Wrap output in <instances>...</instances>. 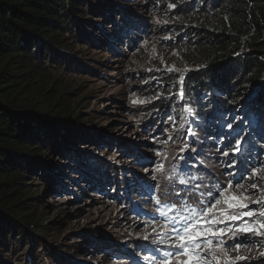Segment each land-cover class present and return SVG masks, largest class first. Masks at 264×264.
Returning a JSON list of instances; mask_svg holds the SVG:
<instances>
[{
    "label": "trees",
    "instance_id": "1",
    "mask_svg": "<svg viewBox=\"0 0 264 264\" xmlns=\"http://www.w3.org/2000/svg\"><path fill=\"white\" fill-rule=\"evenodd\" d=\"M162 1L176 5L179 18L195 25L203 59H208L201 75L187 84L189 103L215 126L217 117L224 120V113L239 112L241 127L249 121L248 131L264 140V0ZM148 25L137 24L115 0H0V264H75L62 249L103 246L96 242L103 232L85 228L74 234L79 241L69 245L47 240L59 235L61 222L49 220L40 188L45 183L56 194L71 192L61 182L64 178L80 186L65 169L78 172L94 190L91 176L102 178L103 188L112 184L109 166L74 149L83 142L97 146L112 139L82 126L80 111L90 107L79 108L84 97L71 99L80 87L71 77L98 78L96 69L109 62L97 57L111 52L122 56L117 46ZM84 52L87 57L82 58ZM167 106L162 101L156 108ZM122 180L124 189L135 188L128 177Z\"/></svg>",
    "mask_w": 264,
    "mask_h": 264
},
{
    "label": "rangeland",
    "instance_id": "2",
    "mask_svg": "<svg viewBox=\"0 0 264 264\" xmlns=\"http://www.w3.org/2000/svg\"><path fill=\"white\" fill-rule=\"evenodd\" d=\"M115 1L125 7L128 16L137 24L147 21L149 25L144 31L136 29V35L131 36L127 44L117 46L122 56L111 52L103 59L97 57V60L109 62L96 69L100 74L98 78L87 74H73L71 77L80 85L71 99L84 97L79 108L90 107L89 112L80 111L82 126L112 139L97 146L83 142L74 149L88 155L91 162L100 161L109 166L112 184L103 188L104 180L91 176V182L97 189L94 190L78 172L70 169H65L66 175L80 182V186L69 178L61 182L71 192L56 194L49 184L44 183L40 192H43V205L47 207L49 220L61 222L57 231L59 235L47 236V240L69 245L79 241L74 240L80 238L74 236L76 232H82L84 228L92 229L103 232V236L99 235L96 239L103 246L97 250L85 247L80 252H75L77 247L62 249L73 263L159 264L165 251L174 250L157 243L160 239L168 240L167 235L154 234L164 223L170 224L159 215L162 208L167 205L168 209H175L169 211V215H174L176 226L181 227L180 217L193 219L184 207L196 203L193 210L198 212L228 182H232L234 188L237 182L244 184L253 198H257L259 193L251 188V184L257 182L259 187L264 188V179L248 177L254 169L264 170V140H259L255 133L248 131L249 121L241 127L239 112L224 113V120L217 117L219 126H215L207 124L195 111V106L189 103L187 84L194 75H201L208 59H203L205 51L195 25L179 18L181 14L176 5L171 2L164 4L162 0ZM81 57H87V52ZM122 81L123 85L119 86L117 82ZM93 96H98L95 102ZM162 101L169 102V106L156 108ZM179 109L184 114L178 116L176 111ZM150 121L146 127L145 122ZM249 138L253 140L252 147ZM236 140L241 141L240 153L229 151V156H223L224 151L235 146ZM76 161L86 165L81 157H76ZM229 162L235 167H229ZM158 168L162 171L158 172ZM187 170L193 174L192 178L199 180L195 181L197 184H192L195 191L188 187V195H183L175 188V178ZM261 176H264V171ZM115 177L120 180V185L116 184ZM126 177L134 183V189H124L122 179ZM101 189L104 191L101 192ZM236 194L239 195V192ZM157 199L161 200L160 205ZM249 206L259 213L258 205L249 202ZM216 215L220 216V212L217 211ZM226 226L230 227L231 223L217 224L213 228ZM164 231L167 232V229ZM230 235L222 237L226 251L217 252L219 264H226V261L229 264H264V244L259 243L264 238H249V234L240 233L229 238ZM145 236L147 240L143 238ZM237 242L248 246L233 250L230 245ZM112 249L126 255L115 256L111 253ZM43 258V255L38 257L39 260ZM213 264L217 262L213 261Z\"/></svg>",
    "mask_w": 264,
    "mask_h": 264
},
{
    "label": "snow or ice",
    "instance_id": "3",
    "mask_svg": "<svg viewBox=\"0 0 264 264\" xmlns=\"http://www.w3.org/2000/svg\"><path fill=\"white\" fill-rule=\"evenodd\" d=\"M171 71V69H169ZM183 78H181V83ZM183 96V91L180 93ZM136 103V101H133ZM229 128L231 125L229 124ZM240 140H236L235 146L228 151L222 153L223 156H229V151L239 154ZM229 167H235V164L229 162ZM158 172L162 171L160 168ZM262 169H254L249 175V179L258 178L264 179L261 176ZM181 185H185L187 181L183 178L179 180ZM251 188L255 189L259 196L253 198L244 184L237 182L235 188L232 182H228L226 187L220 189L212 201L198 212H193V219L188 217H180L181 227L176 226V217H169V211L175 209L161 210L159 215L167 221L169 218L173 221L171 224L164 223L160 230L154 232L155 235L168 236V240L160 239L157 243L165 245L167 248L174 249L173 251H165L163 259L159 260V264H213V261L218 262L217 252H225V240L222 237L231 234L229 238L236 234H249L251 236L264 238V188L258 186L257 182L251 184ZM239 192V195L236 193ZM249 202L258 205L259 213L250 208ZM157 204H161V200L157 199ZM224 205V208L218 209L217 206ZM217 211L220 216H217ZM247 218V219H246ZM231 226L213 228L214 225ZM155 229V225H152ZM167 229V232L164 231ZM145 240L147 236L143 237ZM264 244V239L259 241ZM248 246L242 242H237L230 247L233 250H238L241 247ZM264 255V253H262ZM243 259V257H238ZM226 264L229 262L226 261ZM234 264V262H233Z\"/></svg>",
    "mask_w": 264,
    "mask_h": 264
}]
</instances>
